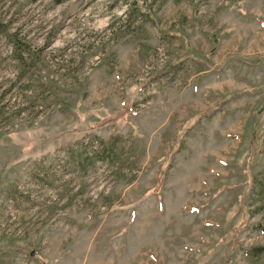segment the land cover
<instances>
[{"label": "rangeland", "instance_id": "374dc122", "mask_svg": "<svg viewBox=\"0 0 264 264\" xmlns=\"http://www.w3.org/2000/svg\"><path fill=\"white\" fill-rule=\"evenodd\" d=\"M263 182L264 0H0V264H264Z\"/></svg>", "mask_w": 264, "mask_h": 264}, {"label": "trees", "instance_id": "16d2710c", "mask_svg": "<svg viewBox=\"0 0 264 264\" xmlns=\"http://www.w3.org/2000/svg\"><path fill=\"white\" fill-rule=\"evenodd\" d=\"M115 139L116 137H113L109 139L108 141L104 142L102 140H98V146L99 148H95V150H92L91 155L88 156L87 153H80L79 156V162L80 164H83L84 162H87L89 158H94V160H99V155L103 154L105 151H112V149L115 146ZM264 184V182L262 183ZM257 228L262 232L264 235V226L257 225ZM249 252L255 256L257 255H264V248L261 247H255L249 250Z\"/></svg>", "mask_w": 264, "mask_h": 264}]
</instances>
